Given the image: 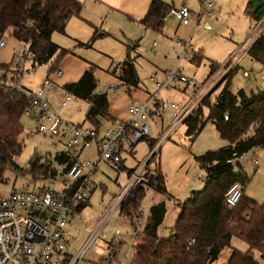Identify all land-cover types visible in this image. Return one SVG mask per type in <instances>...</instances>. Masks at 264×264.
I'll list each match as a JSON object with an SVG mask.
<instances>
[{"label": "rangeland", "instance_id": "obj_1", "mask_svg": "<svg viewBox=\"0 0 264 264\" xmlns=\"http://www.w3.org/2000/svg\"><path fill=\"white\" fill-rule=\"evenodd\" d=\"M160 1L169 5L172 10H178L184 5L196 15V18L201 13L199 0ZM247 1L211 0L213 8L210 16H202L198 23L192 19L189 26H184L173 13H169L161 33L145 30L138 22L132 21L122 12H114L100 5L87 3L81 13L83 20L70 23L69 27L75 24L72 31L67 29L64 34H52V43L69 53L63 59L66 60L65 66L71 69V75L78 70L79 66L94 67L98 91L106 92L111 111L115 114L123 115L130 103H144L153 96L158 102L163 103L162 118L150 121L152 132L149 138L134 146L123 145L120 150L121 167L109 161L99 163L97 172L91 178L94 184L93 192L86 207L69 220L67 241L71 243L67 253L75 257L80 250H83L79 264H103L110 254H113L114 259H117L120 264H128L132 257L135 235L141 232L153 205L165 204L166 214L157 236L159 239H168L173 235L182 204L190 193L204 189L205 179L202 177L204 172L195 158L207 151L221 149L227 145V142L220 138L215 126L211 123H207L193 141L186 136L187 128L181 122L169 139L158 148L156 162L164 176L166 194L146 189L138 218L131 221L121 216L119 210L115 211L107 219L98 236L85 247L100 221L113 205L115 197L127 184V171L139 169L150 156L148 140L157 142L173 125L172 104L182 109L194 100L195 93L185 84L175 82L167 89L158 90L154 82L150 80L151 78L161 83L165 79V74L173 73L178 68L176 76H184L187 80L194 81L197 89L201 90L199 97L203 98L221 81L228 71L225 67L230 62L229 69L236 68L230 86L233 94L243 91L251 95L264 90V67L253 61L246 52L258 34L264 35V25L257 30V26L244 14ZM94 28L98 29V34H104V37L91 41L95 32ZM1 40L5 45L0 48V65L9 66L10 62L18 61V52L28 50L26 44L17 42L11 37L10 31ZM89 42L91 43L89 47L80 45H86ZM184 46L189 47L190 57L188 60L179 62L178 58ZM128 54L135 64L139 78L138 89H130V93L111 75V71L123 63ZM213 64L218 67V76L212 75L207 79L210 66ZM50 67V64L33 67L31 59H27L18 66L13 64L5 74L7 80L15 82L22 92L34 93L48 77ZM65 68L61 70L63 73L61 82L71 79L65 77ZM1 73L3 72L0 70ZM220 89L211 95L210 103H214ZM50 99L52 109L64 121L89 128V124L85 123L87 102L76 100L65 108H61L55 95ZM202 112V119L205 121L208 117V109L203 108ZM21 122L24 127L21 136L23 146L20 155L15 159L16 165L26 169L31 159L38 157L41 162L50 163L54 178L35 180L29 173H24L22 176L8 170L4 175L7 183L0 186V195H8L13 190L32 191L36 183L59 182L60 174L65 166L55 161L57 154L64 152L80 159L87 158L93 162L97 160L95 146L82 151L69 150L66 148L67 137L53 138L50 135L38 133L35 122L25 115ZM101 133L102 129L100 135ZM253 153L259 164L251 163ZM244 156V161L239 168L248 178L243 191L244 196L262 204L264 202V149L250 151ZM224 249L242 253L249 250L248 246L236 237H232L229 245ZM252 256L255 262L264 264V258L259 252L252 251Z\"/></svg>", "mask_w": 264, "mask_h": 264}, {"label": "trees", "instance_id": "obj_2", "mask_svg": "<svg viewBox=\"0 0 264 264\" xmlns=\"http://www.w3.org/2000/svg\"><path fill=\"white\" fill-rule=\"evenodd\" d=\"M81 9L82 5L76 0H0V41L10 31L15 41L28 46L27 52H23L22 63L31 59L33 67L50 64L47 77L50 78L55 71L60 70L59 63L69 54L52 43V34H64L69 19L79 16ZM170 11L169 5L151 0L139 24L145 30L161 33ZM244 14L257 26L264 17V0H248ZM102 36L96 30L91 41ZM90 44L80 45L89 47ZM247 55L264 67L262 33L248 48ZM229 64L225 67L228 71L221 81L182 123L187 128L186 136L193 141L205 125L211 123L227 145L195 158L204 172L205 187L202 191L190 193L182 204L173 235L168 239H159L157 236L166 214L165 204L158 203L150 208L141 232L135 235L133 254L128 264H212L229 245L232 237L244 242L249 250L245 253L233 251L226 264H258L253 259L252 251L259 252L264 258V202L259 204L245 197L244 192L235 207H228L224 200L231 185L239 183L244 191L248 182L240 166L236 170L226 163L232 153L245 155L264 149V90L251 95L243 91L233 94L230 86L236 68L229 69ZM12 66L13 61L9 66L0 65L3 72L0 78L4 81L0 84V186L7 183L4 175L8 170L22 176L29 173L35 180L54 176L50 163L41 162L38 157L31 159L26 169L15 163L23 146L21 136L24 127L21 120L29 108L33 93H24L15 82L7 80L5 72ZM217 68L215 64L210 66L207 79L217 72ZM111 75L124 87L138 88V75L129 54L123 63L111 71ZM219 88L214 103H210L211 95ZM63 90L77 100L87 102L85 123L89 127L99 131L103 121H110L109 100L106 92L98 91L93 66H89L78 82L63 86ZM203 108L208 109L205 121L202 119ZM148 144L151 151L154 141L148 140ZM158 153L159 150L146 161V171L152 174L149 186L137 187L119 208L121 216L131 221L138 218L146 189L166 194L164 176L156 162ZM55 161L66 167L73 158L63 152L55 156ZM86 205L83 204L79 210ZM112 261L116 260L113 258ZM112 261L104 260L103 264H112Z\"/></svg>", "mask_w": 264, "mask_h": 264}, {"label": "built area", "instance_id": "obj_3", "mask_svg": "<svg viewBox=\"0 0 264 264\" xmlns=\"http://www.w3.org/2000/svg\"><path fill=\"white\" fill-rule=\"evenodd\" d=\"M199 2L201 13L197 18L184 5L178 10L171 9L170 13H173L184 26L190 25L192 19L198 23L202 16H210L213 8L211 0H199ZM263 25L264 17L257 25V30ZM4 45V42L0 41V48ZM189 57V47L184 46L178 61L188 60ZM17 58L18 61L13 62L15 66L22 63L23 52H18ZM178 71L179 69L176 68L173 73L165 74V79L161 83L156 82L153 78L150 80L154 82L158 90L167 89L175 82L185 84L195 93L194 100L182 109L172 104L174 123L160 140L154 142L149 157L157 153L159 146L169 139L179 123H183L203 99L199 97L201 90L197 89L196 83L187 80L184 76L177 77ZM216 75L218 76V72L214 74V76ZM60 77L61 71L57 70L50 78L43 81L39 89L32 94L29 108L24 115L35 122L38 133L50 135L53 138L67 137L66 148L69 150L82 151L90 146H95L98 157L93 162L87 158L80 159L71 155L73 161L64 168L60 174L59 182L38 183L32 191L13 190L8 195H0V264H79L82 260L83 250H80L75 257L68 255L70 241H67L69 235L67 227L69 220L89 199L92 190L91 176L96 172L101 161H109L121 167L120 150L123 145L134 146L138 142L148 139L152 132L150 121L162 118L163 103L158 102L153 96L144 103L130 105L126 111V120L101 128V135V129L96 131L91 127L84 128L70 124L52 109L47 97L49 92L56 87L55 80ZM3 83L4 81L0 78V84ZM13 86L16 87V84L14 83ZM76 100L71 93L61 90L59 101L61 108H65ZM151 104L153 105L151 106ZM244 157V155L234 152L226 163L234 169H238L244 161ZM255 157L256 155L253 153L251 163L254 165L257 164ZM151 176L152 174L146 171V162L139 169L128 173L127 184L115 197L113 205L102 218L85 247L93 242L102 231L107 219L119 210L123 202L137 187L149 186ZM242 193L241 184L234 183L224 195L225 204L228 207H235L240 201ZM113 258V254H110L105 261H112ZM112 264L120 263L112 261Z\"/></svg>", "mask_w": 264, "mask_h": 264}, {"label": "crops", "instance_id": "obj_4", "mask_svg": "<svg viewBox=\"0 0 264 264\" xmlns=\"http://www.w3.org/2000/svg\"><path fill=\"white\" fill-rule=\"evenodd\" d=\"M77 2H79L81 5H82V9L80 11V14L79 16H74L72 18L69 19V21L67 22L66 24V28H65V32L67 31V29L69 31H72L73 28H74V25L75 24H72V26L69 27L70 23L74 22V21H77L79 22L80 20H83L81 18V13H82V10L84 8V6L87 4V3H94V4H97V5H100V6H103L111 11H114V12H122L126 15H128L130 17V19L132 21H135V22H138L139 24V21L146 15L148 9H149V6H150V2L151 0H76ZM160 1V0H159ZM246 6V5H245ZM84 22H87L86 20H84ZM140 25V24H139ZM189 26V25H188ZM69 27V28H68ZM98 30L97 28H94V31ZM104 37V34H102ZM101 37V38H102ZM155 46V44H154ZM66 64V60L63 59L60 63H59V68H60V71L65 68L66 69V75L65 77H68V78H71L70 80L68 81H62L61 82V78L63 77V73L61 71V77L60 79H57L55 80V85L56 87L51 90L49 92V94L47 95L48 99H49V102H50V105L52 103V100L50 99L53 98V96L55 95L56 99H57V103H59L60 101V96H61V90L63 89V86L67 85V84H71V83H76L78 82V80L81 78V76L83 75V73L86 71V68H88L87 66L83 65V66H79L78 70H75L73 72V74L71 75V69H69L67 66H65ZM137 72V71H136ZM113 77V76H112ZM114 78V77H113ZM119 84L121 87H124L121 85V83L116 79L114 78ZM139 79V78H138ZM41 86V85H40ZM139 86V84H138ZM124 88H127L128 90V93H130V89L132 88H128V87H124ZM39 89V88H38ZM138 89V88H137ZM137 89H134V90H137ZM133 95L135 96V92L133 93ZM132 96L130 95V98ZM134 98V97H133ZM129 101V100H128ZM138 102V101H137ZM132 104H135V103H130V105ZM129 105V106H130ZM109 116H110V121H103L102 122V127L101 128H105V127H109L111 124L113 123H116V122H120V121H125L126 120V113L124 112L123 115H117L115 114L114 112L111 111V106H110V103H109ZM97 149V148H96ZM102 162V161H101ZM100 162V163H101ZM257 164H259V161L257 162ZM99 165V164H98ZM98 167V166H97ZM97 172V170H96ZM94 175V174H93ZM92 175V176H93ZM91 176V178H92ZM204 175H202L203 177ZM92 181V180H91ZM93 182H92V190L90 192V196L93 192ZM89 196V197H90ZM88 202V201H87ZM82 211V209H80L76 215H78L80 212ZM74 216V217H75ZM136 231V229H135ZM71 243V242H70ZM232 253V250L230 249H224L221 253V255L219 256V259L217 260L216 263L214 264H226L230 255ZM133 254V252H132ZM116 261H118L117 259H115ZM213 264V263H212Z\"/></svg>", "mask_w": 264, "mask_h": 264}]
</instances>
